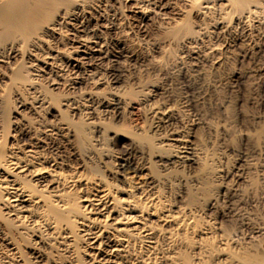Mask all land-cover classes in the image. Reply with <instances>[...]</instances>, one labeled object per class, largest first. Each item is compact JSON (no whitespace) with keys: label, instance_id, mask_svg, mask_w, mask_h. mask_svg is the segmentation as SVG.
Wrapping results in <instances>:
<instances>
[{"label":"bare ground","instance_id":"6f19581e","mask_svg":"<svg viewBox=\"0 0 264 264\" xmlns=\"http://www.w3.org/2000/svg\"><path fill=\"white\" fill-rule=\"evenodd\" d=\"M180 1L201 16L218 10L216 30L229 28L224 18L233 19L248 47L264 44V7L245 0H0V68L11 70H0V83L12 90L20 112L34 116L9 119L10 99L0 88V264H264V218L256 208L264 205V163L245 161L253 177L240 166L229 174L207 169L205 155L173 127L179 117L175 107H141L157 129L146 143L131 144L108 182L76 170L60 158L55 143L56 137L75 140L80 158L95 145L89 136L100 127L101 115H119L129 105L118 92L99 93L102 81L93 66L107 54L103 32L124 33L126 25L161 19L171 35L179 34L172 42L185 47L193 61L217 59L214 44L198 46L207 31L180 25L186 13ZM86 18L94 20L92 27ZM69 72L86 74L88 88L57 94ZM44 79L51 89L40 84ZM141 90L132 94L136 101L146 97ZM59 101L72 117L65 126L39 115ZM124 133L114 135L128 139L142 130ZM192 165L201 171L198 179L218 182L223 176L222 191L201 182L188 189L180 177L186 197L180 203L169 199L166 190L177 184L176 173ZM255 178L263 181L258 192ZM203 210L212 214L201 217ZM236 220L238 226H231Z\"/></svg>","mask_w":264,"mask_h":264},{"label":"rangeland","instance_id":"374dc122","mask_svg":"<svg viewBox=\"0 0 264 264\" xmlns=\"http://www.w3.org/2000/svg\"><path fill=\"white\" fill-rule=\"evenodd\" d=\"M245 1L264 7V0ZM178 6L186 12L178 18L180 25L184 21L192 31L199 28L207 31L208 37L199 41L198 46L214 44L218 50L217 59H198L199 62L194 60L197 65L190 66V63L194 62L193 55H187V49L180 43L172 42L179 34L171 35V30L166 29V21L161 19L148 22L144 26L125 24L124 33L103 32L104 47L108 55L94 60V63H97L93 66L95 76L102 81L98 84L99 93L109 95L118 92V95L130 102L121 115L108 118L101 115L100 127L92 128L89 136L91 143L95 140V145L91 150L88 147L83 149L80 158L75 155L78 144L75 140L66 141L65 138L56 137L55 143L56 146L59 145L60 158L67 163L71 162L79 172L99 174L106 182L112 180L117 164L127 154L131 144L146 143L147 136L157 129L152 128L155 121L152 115L141 108L144 106L147 109L148 104L177 109L179 117L174 120L173 127H177L185 135L186 142L191 143L192 148L199 149L205 155L207 169H220L223 172L228 171L229 174L240 166L243 173L253 177L254 170L247 169L245 161L254 159L257 163H264V44L258 43L252 48L248 47L246 44L249 40L245 32L230 18L223 20L230 25L229 28L214 29L215 23L220 21L218 10L201 16L193 11L194 9L190 10L182 1ZM111 17L113 16L107 15V18L113 19ZM84 21L87 27L94 25L92 18H86ZM116 52L122 56L113 57ZM126 54L133 55L129 58L125 57ZM118 60L120 63H117ZM0 70L5 74L11 73L5 66ZM67 74V85L60 87L58 92L55 91L57 94H78L88 88L89 85L84 80L86 74ZM46 81L48 79L42 80L40 84L45 89H51ZM0 88H4L6 97L10 99L9 119H19L20 116L26 119L34 117L26 111L20 112L21 108L14 106V94L11 89L3 87V83H0ZM134 90L146 91L144 101L134 99ZM52 104L51 111L48 108L40 109L39 115L43 121L62 126L72 118L61 101ZM85 116L83 117H89ZM73 122L80 121L73 117ZM96 129L100 130V133H97ZM141 130L140 136L128 135V139L114 135V132L139 133ZM136 158L133 157L134 160L138 159ZM180 170L174 177L177 183L175 187L166 190V195L171 200L178 203L184 201L186 196L181 191L183 178L187 180L188 189L194 188L198 182L207 189L214 188L220 192L223 189V184L220 183L223 176L215 182L198 179L201 171L196 166ZM180 177L181 183L178 184ZM254 180L258 192V187L263 181L256 178ZM245 207L249 210L252 205L246 201ZM256 208L264 218V205L257 204ZM210 212L203 210L201 217L210 216ZM231 226H238V221H233Z\"/></svg>","mask_w":264,"mask_h":264}]
</instances>
